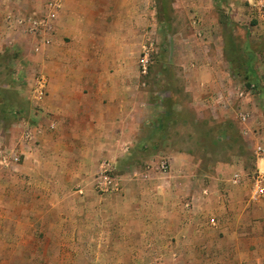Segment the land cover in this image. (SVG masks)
<instances>
[{"label":"crops","instance_id":"1","mask_svg":"<svg viewBox=\"0 0 264 264\" xmlns=\"http://www.w3.org/2000/svg\"><path fill=\"white\" fill-rule=\"evenodd\" d=\"M46 6L47 0H0V35L14 37L11 46L19 38L31 44L28 56H9L20 83L8 106L29 118L11 132L12 146L0 145V264H139L149 250L160 264V252L171 264H264V201L222 198L205 217L172 192L171 173L163 181L138 175L143 141L153 139L144 135L151 117L144 113L141 66L127 44L147 24L143 0H59L48 44L21 23ZM204 72L214 92L217 77ZM38 75L47 82L42 95L35 92ZM218 101L220 108L228 104ZM28 124L32 141L22 137ZM156 156L148 167L159 177L167 173ZM102 158H120L121 169L136 173L119 176L120 191L94 189ZM210 233L220 236L216 243Z\"/></svg>","mask_w":264,"mask_h":264},{"label":"rangeland","instance_id":"2","mask_svg":"<svg viewBox=\"0 0 264 264\" xmlns=\"http://www.w3.org/2000/svg\"><path fill=\"white\" fill-rule=\"evenodd\" d=\"M143 2L147 24L134 29L127 44L128 54L147 60L140 82L144 113L151 117L144 135L153 140L143 141V167L138 175L163 181L171 173L176 182L172 192L186 200V208L210 217L222 198L249 200L253 145L260 142L258 132L264 133V0ZM13 38L0 35V145L5 148L12 146L11 132L24 128L19 121L29 118L28 111L15 108L13 114L8 106L20 83L9 56L31 52L28 40L19 38L11 46ZM204 70L217 77L214 92L203 78ZM209 97L213 99L207 103ZM221 97L228 101L223 108ZM153 154L159 155L153 161L158 159L159 168L167 174L152 176L159 171L148 167ZM119 160L111 161L117 179L133 174L121 169ZM234 174L240 175V183L232 182ZM201 202L207 203V210ZM207 226L214 231L215 226ZM218 237L210 233L208 241L216 243ZM160 255L165 258L161 264H171L168 252ZM157 256L146 251L139 264H160ZM208 257L213 261L217 253Z\"/></svg>","mask_w":264,"mask_h":264},{"label":"built area","instance_id":"3","mask_svg":"<svg viewBox=\"0 0 264 264\" xmlns=\"http://www.w3.org/2000/svg\"><path fill=\"white\" fill-rule=\"evenodd\" d=\"M59 0H47L46 12L42 15H33L21 20L23 22L24 31L35 37L40 43L48 44L49 30L51 21L55 18V11ZM141 72L145 73L147 60L139 59ZM46 79L43 75H38L34 80L35 92L37 95H42L46 87ZM241 120L245 121L246 116L241 115ZM26 141H32L34 135L32 128L27 127L22 135ZM254 154V169L249 175V200L251 202L264 201V142H256L253 145ZM17 156L12 157V161L16 162ZM161 167L165 168V163H161ZM114 165L109 159H102L99 161L97 172L94 176V189L99 194L115 193L120 191V181L114 175ZM241 177L239 174H234L232 182L234 184L240 183Z\"/></svg>","mask_w":264,"mask_h":264},{"label":"trees","instance_id":"4","mask_svg":"<svg viewBox=\"0 0 264 264\" xmlns=\"http://www.w3.org/2000/svg\"><path fill=\"white\" fill-rule=\"evenodd\" d=\"M13 113H14V111H13Z\"/></svg>","mask_w":264,"mask_h":264}]
</instances>
